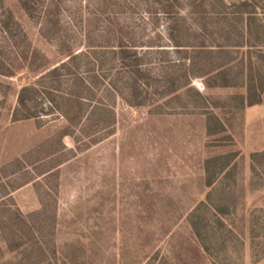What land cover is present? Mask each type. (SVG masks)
I'll use <instances>...</instances> for the list:
<instances>
[{"label":"rangeland","instance_id":"1","mask_svg":"<svg viewBox=\"0 0 264 264\" xmlns=\"http://www.w3.org/2000/svg\"><path fill=\"white\" fill-rule=\"evenodd\" d=\"M130 2L137 5L112 0L120 8ZM81 3L78 10L75 0H65L50 18V33L17 0H0V206L18 210L25 241L37 242L10 253L2 235L21 222L1 206L0 262L264 264V166L255 163L260 175L253 177L250 158L264 152V111L239 110L244 88L191 81L222 130L200 115L203 110L188 108L183 91L137 108L110 99L113 124L91 138L54 115L12 120L19 91L64 61L59 39L67 33L80 38L106 24L96 15L95 0ZM137 9L118 14V25H138L145 41L162 33V19L149 16L143 2ZM37 104L30 110L39 111ZM216 157L225 158L232 177L207 188L205 162ZM207 194L211 207L199 217L207 224L202 238L208 250L189 221ZM214 206L227 208L218 215L222 225Z\"/></svg>","mask_w":264,"mask_h":264},{"label":"trees","instance_id":"2","mask_svg":"<svg viewBox=\"0 0 264 264\" xmlns=\"http://www.w3.org/2000/svg\"><path fill=\"white\" fill-rule=\"evenodd\" d=\"M64 1L17 0L28 18L40 19L41 25L50 26V33L53 26L50 18L59 14ZM81 1L75 0L73 7L80 10ZM95 1L96 15L104 16L106 24L93 25L94 30L84 31L80 38L66 32L64 39H59L58 50L64 61L19 91L13 121L54 115L91 138L113 124L110 99L119 98L127 106L137 108L183 91L187 107L203 110L200 115L222 130L220 119L208 111L206 98L191 86L193 79L200 78H207V88H244L245 96L237 98L239 110L264 103V0H132L137 5L130 2L123 8L112 0ZM142 2L149 16L164 22L162 33L150 35L148 41L138 31V25H118V14L134 13ZM4 28L8 30L7 26ZM170 55L178 59L168 62ZM174 99L180 102L177 95ZM33 103L41 106L39 111L30 110ZM250 158L252 175L258 177L255 163L264 166V152L254 153ZM223 159L216 157L205 162L207 188L218 178L232 177L227 171L229 163H223ZM209 196L189 215L191 227L206 250L202 235L207 224L202 223L200 214L211 207ZM4 205L1 206L6 209ZM7 208L5 211L15 213L21 222L17 229L2 235L8 251L36 246V241L32 244L31 239L25 241L19 226L26 228V224L19 211ZM213 211L217 223H220L218 215L228 212L227 208L217 206ZM11 237L19 242L11 241ZM8 240L14 243L11 245Z\"/></svg>","mask_w":264,"mask_h":264},{"label":"crops","instance_id":"3","mask_svg":"<svg viewBox=\"0 0 264 264\" xmlns=\"http://www.w3.org/2000/svg\"><path fill=\"white\" fill-rule=\"evenodd\" d=\"M256 108H258V109L264 111V104L256 105V106H253V107H250V108H246V109H245V112H248V111H250V110H254V109H256Z\"/></svg>","mask_w":264,"mask_h":264},{"label":"water","instance_id":"4","mask_svg":"<svg viewBox=\"0 0 264 264\" xmlns=\"http://www.w3.org/2000/svg\"><path fill=\"white\" fill-rule=\"evenodd\" d=\"M231 1H234V0H231Z\"/></svg>","mask_w":264,"mask_h":264}]
</instances>
